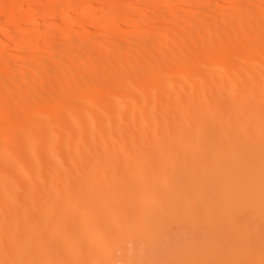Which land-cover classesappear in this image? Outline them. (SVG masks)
I'll list each match as a JSON object with an SVG mask.
<instances>
[{
  "label": "bare ground",
  "instance_id": "6f19581e",
  "mask_svg": "<svg viewBox=\"0 0 264 264\" xmlns=\"http://www.w3.org/2000/svg\"><path fill=\"white\" fill-rule=\"evenodd\" d=\"M36 1L0 0V264H264V0Z\"/></svg>",
  "mask_w": 264,
  "mask_h": 264
},
{
  "label": "rangeland",
  "instance_id": "374dc122",
  "mask_svg": "<svg viewBox=\"0 0 264 264\" xmlns=\"http://www.w3.org/2000/svg\"><path fill=\"white\" fill-rule=\"evenodd\" d=\"M48 1H57V0H38V1H36L37 2V4L38 5H40V6H42V5H45V3L47 4V2ZM60 1V0H59ZM111 1V2H110ZM109 1V6L108 5H105V4H102V3H100V4H98L99 6H95L94 5V7H92V9H91V7H90V9L89 8H86V7H84V5L82 6V7H80L81 6V4H80V6H78L79 8H77V10L79 11V12H81V13H83L84 11V9L86 8V10L88 11V10H90V12H92V11H94L93 13L97 16V14L99 15V14H102V13H104V12H106L108 9H110V8H112V6H114L115 8H119L120 6H122L121 5V3L123 2L124 3V1L126 2V0H110ZM117 2V3H116ZM112 3V4H111ZM31 3H23V4H19L18 6H16V8L14 9V10H12L9 14L7 13L6 15H0V26H1V24H3V23H5V21L6 20H8V21H10L11 19H12V21H15L16 20V17H17V19H18V16H22V13L24 12V11H26L27 9L26 8H28L27 6L28 5H30ZM105 5V6H104ZM120 5V6H119ZM103 6V7H102ZM107 6V7H106ZM116 6H119V7H116ZM88 7V6H87ZM99 7V8H98ZM110 7V8H109ZM104 8V9H103ZM96 11V12H95ZM98 12V13H97ZM102 12V13H101ZM108 12V11H107ZM151 13L153 12V11H150ZM11 14V15H10ZM14 14V15H13ZM64 14H66V13H62L61 15H63V17H64ZM15 15H16V17H15ZM60 14H59V16L61 17V18H59V16H58V20L56 19V21H54V22H57V27H59L58 26V24H61V23H63V21H64V19H65V17L63 18L62 16H61ZM10 17V18H8V17ZM15 17V19L13 20V18ZM6 18H8V19H6ZM20 18H22V17H19V19L18 20H21ZM5 20V21H4ZM41 20H42V18H41ZM43 22H44V20H42ZM53 22V23H54ZM46 23V22H45ZM49 23V22H48ZM55 25V24H54ZM60 26H62V25H60ZM79 26H86V24L82 21V20H80L79 21ZM115 28L116 27V24H112L110 27H107V31L105 30V31H103V33H102V30H96V31H98L99 32V35L102 33L103 35L105 34L106 35V33H108L109 31L108 30H112V29H114L113 27ZM148 27V28H147ZM157 28H158V26L156 25V22L155 21H151V23L149 24V26H146V27H143V28H139L138 29V32L136 31V30H134V31H136L138 34H146V32L148 33V35H149V33L150 34H154L155 33V31L157 30ZM11 31H9V33H12L13 32V30L12 29H10ZM110 30V31H111ZM124 31H122V30H120L119 32H121L122 31V33L123 34H126V32L125 31H127L128 29H123ZM93 31V30H92ZM125 32V33H124ZM130 32H132V34L133 35H135L136 34V36H139L137 33H133V31L132 30H130L129 29V33ZM35 34H33V36L32 35H30L31 33H29V35H28V33H25L24 34V36H21L22 38H23V40H20L21 39V37L19 38V40L20 41H25V42H27V39L29 40L30 38V40H32V39H37V42H39V44H43V43H46V41H48V39L47 38H45L44 36H46V34L44 35V36H41V37H43V39H41V37H40V35H38L39 36V38H36V37H38L37 36V34L38 33H36V32H34ZM77 33V32H76ZM79 33V32H78ZM128 32H127V34H129ZM80 34V33H79ZM79 34H77V35H75L74 36V38H76V39H74V40H78V39H80V38H78L77 39V37H81V36H79ZM93 34H96V32H94L93 31ZM131 34V33H130ZM47 35H49V34H47ZM103 35H101V36H103ZM104 35V36H105ZM48 37V36H47ZM140 37V36H139ZM45 39V40H44ZM47 39V40H46ZM40 40V41H39ZM5 44L7 45H5V48L4 49H0V55L5 51V50H8L10 47L12 48V46L13 45H11L10 43L8 44V42L6 41L5 42ZM60 49V48H59ZM65 49V48H64ZM51 52V51H53V52H57V51H60V50H56V49H53L52 50V48L49 50L48 49V52ZM63 51V50H62ZM62 51H60V52H62ZM39 56H41V55H39ZM48 65L46 66L45 64L43 65L44 66V69L46 68L47 69V67L50 65L49 63H47ZM50 67V66H49Z\"/></svg>",
  "mask_w": 264,
  "mask_h": 264
}]
</instances>
